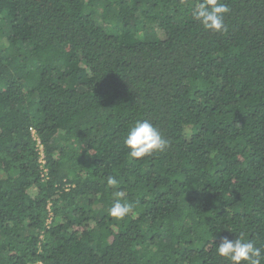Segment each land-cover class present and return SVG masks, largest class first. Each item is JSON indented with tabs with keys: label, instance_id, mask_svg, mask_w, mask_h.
Returning <instances> with one entry per match:
<instances>
[{
	"label": "trees",
	"instance_id": "16d2710c",
	"mask_svg": "<svg viewBox=\"0 0 264 264\" xmlns=\"http://www.w3.org/2000/svg\"><path fill=\"white\" fill-rule=\"evenodd\" d=\"M200 2L0 0V264H231L216 246L240 234L264 249V0H222L221 32ZM143 120L168 147L133 159ZM116 200L133 212L111 217Z\"/></svg>",
	"mask_w": 264,
	"mask_h": 264
},
{
	"label": "clouds",
	"instance_id": "9594fccd",
	"mask_svg": "<svg viewBox=\"0 0 264 264\" xmlns=\"http://www.w3.org/2000/svg\"><path fill=\"white\" fill-rule=\"evenodd\" d=\"M230 12L229 6L222 0H201L194 8L193 17L206 30L212 32L227 31L224 23L225 14ZM124 145L129 149V156L133 159L142 158L154 152H163L168 147V141L163 138L158 129L148 120L137 121L127 132ZM107 184L115 187L118 181L115 177H108ZM123 196V193H118ZM133 203L116 200L109 209V215L117 219H123L133 212ZM217 255L230 261L231 264H261L264 259V249L255 246L251 241H245L243 234L230 240L222 237L216 246Z\"/></svg>",
	"mask_w": 264,
	"mask_h": 264
},
{
	"label": "built area",
	"instance_id": "2783aa9c",
	"mask_svg": "<svg viewBox=\"0 0 264 264\" xmlns=\"http://www.w3.org/2000/svg\"><path fill=\"white\" fill-rule=\"evenodd\" d=\"M31 133H32V136H33L34 140L37 143V146H38V150H39V154H40V163L43 164L42 147L40 146V142H39L38 138L35 136V133H34V131L32 129H31Z\"/></svg>",
	"mask_w": 264,
	"mask_h": 264
}]
</instances>
